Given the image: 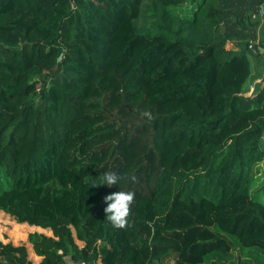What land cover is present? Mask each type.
<instances>
[{"label":"trees","instance_id":"1","mask_svg":"<svg viewBox=\"0 0 264 264\" xmlns=\"http://www.w3.org/2000/svg\"><path fill=\"white\" fill-rule=\"evenodd\" d=\"M259 10L0 0V211L51 232L28 235L38 264H264V85L244 96ZM104 171L118 186H94ZM119 190L122 228L104 218ZM0 264L34 263L0 241Z\"/></svg>","mask_w":264,"mask_h":264},{"label":"clouds","instance_id":"2","mask_svg":"<svg viewBox=\"0 0 264 264\" xmlns=\"http://www.w3.org/2000/svg\"><path fill=\"white\" fill-rule=\"evenodd\" d=\"M135 179V177H131ZM121 180L120 173L113 171H104L101 175L99 183L94 184L112 186L119 184ZM134 199V193L131 191H117L105 197L106 207L104 209L105 217L113 226L124 227L127 224V217L129 215L130 206Z\"/></svg>","mask_w":264,"mask_h":264},{"label":"rangeland","instance_id":"3","mask_svg":"<svg viewBox=\"0 0 264 264\" xmlns=\"http://www.w3.org/2000/svg\"><path fill=\"white\" fill-rule=\"evenodd\" d=\"M257 179L258 180L256 182L255 188H260L264 184V174L259 175ZM35 232L46 236H51L50 231L41 228H22L15 223L12 217L0 211V241L3 243H11L14 246L25 245L29 260L34 264H38L40 262V258L33 253L32 247L27 241L28 235ZM237 255L238 254L236 252L234 256ZM257 260L261 261V258H258ZM63 264L73 263L69 259H65ZM169 264L173 263L170 262Z\"/></svg>","mask_w":264,"mask_h":264},{"label":"crops","instance_id":"4","mask_svg":"<svg viewBox=\"0 0 264 264\" xmlns=\"http://www.w3.org/2000/svg\"><path fill=\"white\" fill-rule=\"evenodd\" d=\"M261 36H264V20H261L258 26V38ZM255 44L257 45V50L260 52V46L258 45V42L256 41ZM228 46L230 49L234 48L233 44L231 43L228 44ZM257 50L254 51L256 52ZM248 59L251 67V79L249 81L248 90L246 93H244V96L246 97L250 96L256 88L264 85V56L249 55Z\"/></svg>","mask_w":264,"mask_h":264},{"label":"built area","instance_id":"5","mask_svg":"<svg viewBox=\"0 0 264 264\" xmlns=\"http://www.w3.org/2000/svg\"><path fill=\"white\" fill-rule=\"evenodd\" d=\"M253 19H259L260 21L264 20V11L259 10L257 14L253 16ZM79 264H84V263H79Z\"/></svg>","mask_w":264,"mask_h":264},{"label":"water","instance_id":"6","mask_svg":"<svg viewBox=\"0 0 264 264\" xmlns=\"http://www.w3.org/2000/svg\"><path fill=\"white\" fill-rule=\"evenodd\" d=\"M253 48L254 50H257V45L256 44H253ZM260 52L261 53H264V50L260 48ZM61 57H58V60H60Z\"/></svg>","mask_w":264,"mask_h":264}]
</instances>
